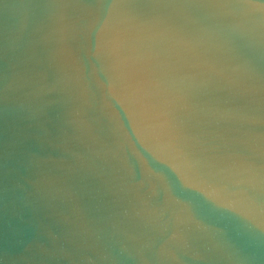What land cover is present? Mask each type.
Returning <instances> with one entry per match:
<instances>
[{
  "label": "water",
  "instance_id": "95a60500",
  "mask_svg": "<svg viewBox=\"0 0 264 264\" xmlns=\"http://www.w3.org/2000/svg\"><path fill=\"white\" fill-rule=\"evenodd\" d=\"M0 264H264V0H0Z\"/></svg>",
  "mask_w": 264,
  "mask_h": 264
}]
</instances>
